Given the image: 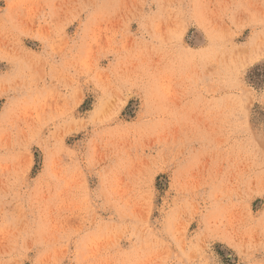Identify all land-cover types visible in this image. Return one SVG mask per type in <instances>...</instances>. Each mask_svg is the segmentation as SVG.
<instances>
[{
	"label": "rangeland",
	"instance_id": "obj_1",
	"mask_svg": "<svg viewBox=\"0 0 264 264\" xmlns=\"http://www.w3.org/2000/svg\"><path fill=\"white\" fill-rule=\"evenodd\" d=\"M0 264H264V0H0Z\"/></svg>",
	"mask_w": 264,
	"mask_h": 264
}]
</instances>
